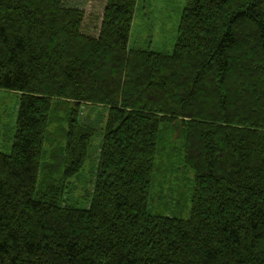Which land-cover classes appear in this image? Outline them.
Returning <instances> with one entry per match:
<instances>
[{
  "label": "trees",
  "instance_id": "1",
  "mask_svg": "<svg viewBox=\"0 0 264 264\" xmlns=\"http://www.w3.org/2000/svg\"><path fill=\"white\" fill-rule=\"evenodd\" d=\"M137 4L0 0V264H264V0H186L170 54L129 47Z\"/></svg>",
  "mask_w": 264,
  "mask_h": 264
},
{
  "label": "rangeland",
  "instance_id": "2",
  "mask_svg": "<svg viewBox=\"0 0 264 264\" xmlns=\"http://www.w3.org/2000/svg\"><path fill=\"white\" fill-rule=\"evenodd\" d=\"M185 2L186 0H138L129 38V47L170 54L177 40L178 25ZM18 96L14 92L0 90V150L6 153L10 151L15 135ZM83 110L84 113L96 115L99 113L91 111L93 109L87 107H84ZM99 142L98 136L92 139L91 152H93V157L96 155ZM177 146L179 148V144ZM179 152L180 150H175L173 153L174 157L169 168L176 165L171 170L172 173H169V177L166 179L159 177L161 174L159 173L154 184L153 194L157 192L160 185L162 195L159 194V196L164 200L171 201L172 205L183 203L187 199L190 188L184 178L191 177V172L186 169L182 177L181 168L183 165L179 160ZM167 168L166 166L165 169ZM89 177V169L84 167L83 180L74 179L72 181L75 193L81 192V185L78 184V181L85 184ZM179 178L182 180L177 184ZM155 196H158L157 193Z\"/></svg>",
  "mask_w": 264,
  "mask_h": 264
}]
</instances>
